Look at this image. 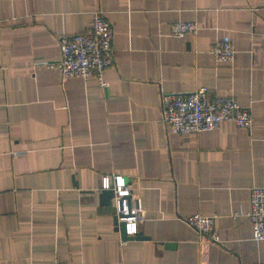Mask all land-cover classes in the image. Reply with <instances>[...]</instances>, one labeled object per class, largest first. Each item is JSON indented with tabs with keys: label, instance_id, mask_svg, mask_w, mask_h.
<instances>
[{
	"label": "crops",
	"instance_id": "obj_1",
	"mask_svg": "<svg viewBox=\"0 0 264 264\" xmlns=\"http://www.w3.org/2000/svg\"><path fill=\"white\" fill-rule=\"evenodd\" d=\"M96 11L114 28L106 86L44 65ZM178 20L198 35L173 36ZM217 40L234 43L231 62L211 53ZM201 86L249 107L253 127L173 132L162 93ZM107 174L131 185L150 239H122L100 200ZM253 186H264V0H0V264H264V241L236 215ZM197 212L217 215L222 243L185 222Z\"/></svg>",
	"mask_w": 264,
	"mask_h": 264
},
{
	"label": "built area",
	"instance_id": "obj_2",
	"mask_svg": "<svg viewBox=\"0 0 264 264\" xmlns=\"http://www.w3.org/2000/svg\"><path fill=\"white\" fill-rule=\"evenodd\" d=\"M200 25L196 21L178 20L171 25L173 36L198 35ZM61 57L45 62L51 69H58L64 79L70 77H95L102 86L107 85L105 74L115 63L114 28L104 11L93 14L90 29L84 32L60 36ZM211 53L219 62H231L237 52L230 40H217ZM161 120L175 133H198L219 128L227 121L238 127L251 129L254 117L251 109L242 105L235 96L214 98L206 86L197 87L188 93H162ZM113 189V206L119 221H125L128 234L138 233L145 221V213L138 198L132 197V187L122 175L107 174L102 178L101 190ZM236 215L247 217L253 228V237L264 241V186L251 188L249 210H240ZM217 215L193 213L185 222L196 229L201 237L222 243L216 227ZM52 264H78L63 261L56 256Z\"/></svg>",
	"mask_w": 264,
	"mask_h": 264
},
{
	"label": "water",
	"instance_id": "obj_3",
	"mask_svg": "<svg viewBox=\"0 0 264 264\" xmlns=\"http://www.w3.org/2000/svg\"><path fill=\"white\" fill-rule=\"evenodd\" d=\"M113 198H114V190L113 189H105L102 190L100 193V200L101 204L108 206V205H113ZM114 224L121 232L122 239L124 240H143V239H150V236L144 235L142 232H138L134 235H129L128 234V227L125 221H119V216L117 214L114 215ZM166 245L168 247H174L176 243L174 242H167Z\"/></svg>",
	"mask_w": 264,
	"mask_h": 264
}]
</instances>
